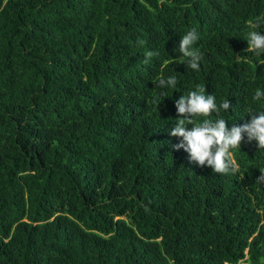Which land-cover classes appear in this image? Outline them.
Returning a JSON list of instances; mask_svg holds the SVG:
<instances>
[{
  "label": "trees",
  "instance_id": "obj_1",
  "mask_svg": "<svg viewBox=\"0 0 264 264\" xmlns=\"http://www.w3.org/2000/svg\"><path fill=\"white\" fill-rule=\"evenodd\" d=\"M257 20L264 0H0V264H264V149L218 174L169 134L197 85L229 128L264 110Z\"/></svg>",
  "mask_w": 264,
  "mask_h": 264
},
{
  "label": "clouds",
  "instance_id": "obj_2",
  "mask_svg": "<svg viewBox=\"0 0 264 264\" xmlns=\"http://www.w3.org/2000/svg\"><path fill=\"white\" fill-rule=\"evenodd\" d=\"M252 29L247 33L248 50L257 55L264 53V34L256 30L260 22L250 23ZM199 40V34L195 28L188 30L179 43L180 57L178 62L187 63L193 70H199V62L202 53L195 47ZM153 53L149 52L148 56ZM177 78L163 76L156 81L160 88H176ZM264 99V91L257 89L253 100ZM160 105V104H159ZM158 105V106H159ZM178 118L169 134L172 137L181 138L180 142L171 145L175 150L183 149L188 153L191 162L199 166L207 165L213 172L218 174H235L239 171L233 156L234 152L240 150L242 143L256 141L258 149H264V110L253 112L249 110L250 121L243 125L228 126L227 120L221 115V111L227 112L232 108L228 99L219 104L214 94H209L205 86L197 85L194 90L186 95H181L175 101ZM215 114L216 118L211 117ZM199 118V120H197ZM257 183H264V172L257 178Z\"/></svg>",
  "mask_w": 264,
  "mask_h": 264
}]
</instances>
